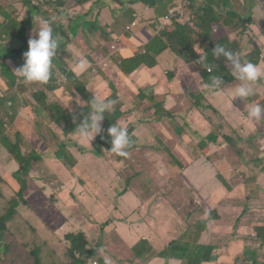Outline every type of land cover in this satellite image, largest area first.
<instances>
[{
	"label": "trees",
	"instance_id": "obj_1",
	"mask_svg": "<svg viewBox=\"0 0 264 264\" xmlns=\"http://www.w3.org/2000/svg\"><path fill=\"white\" fill-rule=\"evenodd\" d=\"M49 1L52 4L48 3V6L37 7L33 5L31 0H26L25 5L28 7L30 14L26 17L25 21L21 24L14 21L6 26L3 25L2 21H0V31L2 32L3 37L6 36L7 39L8 37H11V43H13L11 47L12 51L6 54L5 58L15 55L19 57L23 55L22 52H26L28 50V41L30 39L29 32L30 29L38 26V18L52 19L54 34L59 37L60 46L57 50V56L53 58L50 79L45 84L50 88L55 89L61 96L65 95V97H69L68 94L70 93L69 85L71 83V78L74 83L77 84L76 92L81 103H89L96 95V91L94 89L98 88V82L95 81L92 74H82L84 75V78H81V75H77V71L75 70H78V68L77 66H73L74 58L82 57V59L89 60L92 64L89 71H94L95 67L99 69L98 71H105L108 69V60L119 54L121 58L120 64L122 66V70L127 74H132L133 72L143 73L144 80L148 84L147 86L159 84L166 89L167 93L170 92L174 95H178L179 91L183 95L186 93L182 100L183 107H181L178 114L173 111L166 110H164V113L166 116L170 117L172 122L177 123L181 120V123L183 122L184 125L192 129L195 126L200 125L197 124V121L201 117H205L206 121L204 122V126H213L215 131L214 149H216L217 145L222 146L224 144L222 142H217L216 129L213 121L214 117L219 115V111L224 110L229 116H232L234 120L241 122V117L239 116L241 112L234 110L231 106L232 103L240 102L241 98H234V92L232 91L216 95L212 90L204 86L211 83L212 78L217 76L223 78L224 88L226 90L237 86L239 82L232 76L231 68L225 64L227 59L224 57L216 59L213 54L207 52L206 49V61L204 63H196V61L201 57V52L198 50L194 42L197 36H201V32L193 26L192 21H189L187 26H178L174 39L176 44H170L162 39V37L155 36L139 51H127L123 49L112 56V40L107 41L110 33L104 27L102 28V26H100L97 29L91 30L90 36L97 35L99 38L104 39L102 46L105 55H101L102 49L95 52V55H93L90 45H95L98 42L85 41L81 42V45L85 50L84 52L79 50L78 52L72 54L71 51L67 56L66 52L69 47L72 46L73 38L68 36L65 31L71 32L72 29L66 28L62 25L59 16L54 13V10L57 9V7L53 5V3H56V5L67 4V0ZM90 3L97 4V0H90ZM189 3V9L191 11L192 8L196 9V11H194V15L205 21L206 28L203 32V36L206 38L208 44L212 43V37L208 31H214L215 33L218 32L216 27L213 26L215 19H209V14L205 9L199 11L202 4H199L198 0H189ZM107 8H110V4L107 5ZM92 9L85 12L78 18L77 22L83 23H79L76 26V35L85 24L87 18L95 16L96 25L101 24V8L98 6V8H96L95 15H90ZM213 10L216 12V9ZM15 11L16 9H12L10 12L6 13L0 10V13H5L4 17L10 19V14ZM112 16L113 19H111V21L114 24L123 25L130 23L127 22L129 16L125 14L122 9L113 10ZM217 22L223 27L227 24L226 20H223L222 23L218 20ZM146 23L147 21L137 23L136 27L146 26ZM134 28L135 27L128 31H133ZM260 28H264V26ZM246 29L248 28H241L238 30V34L241 36H238L235 32H233V30L229 36L224 34L223 37L227 42L221 41L218 44L224 46L226 49L239 56L242 62H247V59L244 58L246 57L254 64L256 63V58L264 54V50H260L263 44L260 42L262 40H253V43L250 42L248 44L252 43V46H257L256 49L254 50L250 47L252 48V51L243 56L242 52H247L250 49L243 46V36L248 32ZM130 39L132 40V43L129 42V44H137L140 40L138 32L131 34L128 37V40ZM169 40L171 41V39ZM73 47H75V45ZM19 49L21 50L19 51ZM168 49H171L175 54L174 63H176V67L166 73L164 70L157 69L159 67L157 57ZM15 50L17 51L15 52ZM97 54L99 55L97 56ZM57 62H60V65L58 68H55V64ZM227 63L230 65L229 61H227ZM145 67L153 69V71L146 72L144 70ZM208 67H211L210 72H208ZM8 73L11 77L10 84L14 87L17 83L16 78L10 70H8ZM179 74L190 75L191 79L196 81L199 86L193 90L186 85V92L183 88H181V84L177 78ZM165 77H168V79L163 81ZM163 84H166V86ZM112 87L113 86L111 85V88ZM251 87L254 91L253 86ZM97 91L101 93V97L103 98L108 95L107 89H100ZM146 91L147 90L144 92L145 96H147ZM15 95L16 93H14L11 97H14ZM150 96L151 95H149L148 98ZM161 97L164 98V96ZM108 99L112 100L110 97ZM141 99H143V96H137L134 99V103L137 106H140ZM13 102L17 103L18 99L12 98L7 103L10 104ZM22 107L23 109L20 110V112H13L9 109L10 114L14 117V124L18 125L19 122L21 124V126H18L19 132L15 138L12 139L8 134L3 133L6 123L3 125L0 124V145H3L8 150L6 152L5 159L3 156L0 157V264L101 263L104 258V251L100 252L99 250H104L106 247L101 245V242L104 240V236H110L109 239L105 240L107 244L110 245L105 248V253L108 252L107 250L113 251L119 244V236L116 235H119L120 233V225L128 219L133 211L141 215L139 209H151V206L148 204L150 199L157 200L161 196L169 199L173 196L172 189L179 182V179L174 181L176 178L174 176V170L166 173L165 171L162 172L156 170L152 165L160 161L174 168H176L178 164H180L182 168H185V166L190 164L189 159L192 160V157L194 158L193 152L188 147L178 146H176V148L164 146L162 147V154L149 156L147 154L148 149L154 147L155 145L149 144L145 140V134L139 131L138 122L134 121V117L130 122L131 137L129 138L131 140V147L129 150L132 151V156L134 158V160H131L130 162H137V165H128L127 167V162L123 161V159H118L117 155H113L117 158V161L112 160L108 162L106 159L101 160L97 157H101L103 155L102 151L95 154L97 157L93 154H88L86 145L79 142L78 139H71L73 142L68 147L65 146L56 152L54 146L44 148V144H40L39 142H35V144L32 143V122L28 120L25 106ZM88 111H91L88 104L85 106V109L80 108L79 113L71 112L70 110L62 107L60 115L67 120L61 126L65 133L68 135L73 134L76 131L77 125L84 119V117H80V114L85 113L86 115ZM131 111H133V109L124 113L120 111V109H117L111 115L109 113H105L104 120H106V123L104 124L105 129H103L104 134L97 138L95 145H99L103 149L110 150L111 138L108 135L107 128H110L115 121L116 124L120 125L125 115H129ZM6 112L7 111L3 108L0 115L6 117ZM210 114L211 117H207ZM249 122L250 119L248 118L247 111L245 120L241 127H246ZM194 134L198 135L199 132L195 131ZM50 135L55 139V142H57L58 138L61 136L57 130L55 133L47 131L46 134H42L44 141L49 140ZM236 137L241 139L238 135H236ZM14 140L16 142H14ZM224 140H227L229 145L233 144V137H225ZM26 145L31 148L30 151L27 150ZM199 146L203 149L207 148V146L203 144H200ZM66 148H70L71 151L69 152L65 150ZM173 149H175V152L171 153ZM28 155L31 157L29 158ZM46 158H49L52 162H54V159L57 158L65 163L71 170H74L73 176L75 177V181H78L82 186L88 189H92L90 190L89 195L96 199L97 204L101 207L103 213L106 214L107 219H96L92 210L85 206L83 200L80 195L77 194L74 187L65 183L60 184L59 180L61 179L57 173L46 172V169H49L50 167V163L47 162ZM262 161L259 160L257 163H252L248 167L252 176L264 167V163H262ZM87 163H90L91 165L101 164L102 169L99 170L98 174H93L87 169ZM10 166H12V168H10ZM131 168L132 173L127 178L128 183L131 184V188L138 190L136 185L141 186L144 181H153V183H155L153 185V190L155 191L153 196L145 193L149 186L141 192V195H139L132 193L127 189V187L95 184L96 179L100 177L103 171L110 174L116 171L122 172ZM18 173H22L19 175L20 181H22V178L25 182H29L31 179V183L33 182L41 187V189L46 193L45 202L38 203L37 200H31L33 193H29L28 189L23 191L24 198L21 196V193L16 194V190L10 186L9 181L13 175L16 176ZM163 179L164 181H160ZM166 184L167 188L165 187ZM27 185L30 186V184ZM162 190H164V192H162ZM67 200H70V202H67ZM56 203H65L67 208H60V210H57ZM183 208L185 211L186 206ZM48 211H50V215L52 216V223L50 227L55 229L60 228L49 235L44 231V228L41 229L34 224V219L31 220L26 216V213L28 212L32 214L36 213L42 220L44 217L43 215H45ZM66 220L67 223H64ZM93 224H95V228L93 227ZM201 225L202 218L191 224L184 235L175 238L166 246L157 245L150 239L146 241L139 239L140 241H134L131 248L123 251V256L126 257L128 261H131L133 258H147L144 257V254H146L147 250L152 249L158 254L147 259H161L164 260L165 264H171L175 261L167 260H172L176 257V261L180 262V264H197L200 262L198 259L201 255V244L198 243L197 239V234L200 232ZM172 227L173 225L170 223L167 229L171 230ZM107 228H115L118 231H106ZM97 229L103 231L98 232ZM161 230L162 229H154V232H159ZM257 230L259 232H264V229ZM58 231H61V234L60 237L55 240L53 237L58 236ZM184 239L190 240L193 244L185 247L183 245ZM55 241H57L56 245ZM95 245L97 247H95ZM9 246L12 248L7 250ZM16 248L19 250L20 258L16 254ZM174 250L176 252H173ZM130 251H137L139 255H134ZM162 251L164 252L160 253ZM240 253L241 252L235 250L225 255L217 256L215 257L216 264H238L237 261L241 257H239ZM246 264H252L250 258L247 259Z\"/></svg>",
	"mask_w": 264,
	"mask_h": 264
},
{
	"label": "rangeland",
	"instance_id": "obj_2",
	"mask_svg": "<svg viewBox=\"0 0 264 264\" xmlns=\"http://www.w3.org/2000/svg\"><path fill=\"white\" fill-rule=\"evenodd\" d=\"M68 1L69 0H67V3ZM101 1L102 0H97V8L98 6L99 8H101L103 15L101 18V24L96 25L95 16L87 18L85 24L79 30V34H83L84 31L85 34L90 36L91 30L97 29L102 26L103 22L109 21L110 13L102 6ZM164 1L168 5V9H184L185 12L189 15V18H186L183 21H176V24L175 22H166V16L164 18H161V16L163 15L164 7L159 11L157 8H154L153 18L149 23H147L146 28H138L134 29L133 31L126 32L125 30L128 27L127 24H114L111 28L112 32H109V39L107 41H111L115 38V35H117L123 40V46L121 50L124 49L127 51L141 50L142 47L145 44H148V41H150L155 36L162 37V39L170 44H176V41L174 39L175 32L178 30V26H183L187 22L192 21L193 26H195L199 30V32H201V36H197L194 43L196 47H198V50L201 52V56H205V49L207 48L208 44L206 38L203 36V32L206 28L205 21L194 15V11H196L195 8H192V14L194 17L191 15V12L188 8L189 0ZM31 2L35 6H39L41 4L43 6H48L47 2H43V0H31ZM53 4L56 5V3ZM149 4L151 8L155 5L154 2H151ZM246 4L249 5L250 13L254 14L257 12V0H246ZM93 7V3L81 5L77 3L76 0H72L70 1L69 5L65 6V8L69 10V18H66L65 12L59 15V18L64 25L69 26L70 22L74 20L78 15L90 11V9H92ZM207 8L209 9V19L216 18L220 23H222L226 16H230L231 18L234 17V14L230 10V3L228 1L223 2V8L221 7L222 10L219 12L210 11L209 6ZM12 9H16V11L10 14V19L4 17L5 13H0V21H2L4 26L9 25L14 21L21 24L30 14V11L25 3L21 5L18 4L16 0H0V10L7 13ZM204 9L205 7L201 5L199 11ZM57 12L58 10L55 9V15H57ZM95 12L96 9L91 10L90 15H95ZM243 13H245V11ZM79 23L83 22H78V24ZM130 23L132 26H135L136 21L131 20ZM72 24L76 26L77 22L73 21ZM117 25L120 26L116 27L117 30H115L114 27ZM262 26H264V23H262ZM246 31L250 33L248 34V38L243 44L244 47L250 48L251 46L248 43L252 42L253 40H262L264 43V28H257L254 30L246 29ZM65 32L68 36L74 38L75 31ZM137 32L140 39L139 42L135 45L129 44L131 39L128 40V37L131 34H135ZM208 32L210 34L212 33V31ZM0 34V113L3 108L5 111H7L6 117L0 115V124L3 125L6 123L3 129V133L8 134L12 139L17 136V133L19 132L18 126H21V124L20 122L18 123V125L14 124V117L10 114L9 109H11L13 112H20V110L23 109V103L29 102L32 104L31 116L32 114H37L39 119L38 127L34 132L36 134L38 142L40 144H44V148L48 146H54L56 152L61 150L65 146L68 147L73 142V140H71L70 138H66L63 141H57V143H49L45 142L42 137V134H45V130L51 133H55L56 130L64 132V129L52 120L53 112L51 110L45 111V113L42 115H38L37 113L38 111H40V109L44 108H41V105L37 100L36 96L39 94H44L47 97V107L61 106L59 96L53 93L55 89H52L49 86H43V84L41 83L25 84L19 77H17L14 71L24 63L23 55L19 57L15 55L5 58V55L12 51L11 47L13 43H11V37H8V39H4L1 31ZM29 37L32 38L33 36L30 35ZM169 39H171V41ZM90 41L98 42L95 45H90V49L91 51H93V55H95V52L101 49V55L104 54L102 46V42H104L103 38H99V36L95 35L90 37ZM76 47H80L81 51L83 52L85 51L83 46L81 45L80 40L76 39L75 47H69L68 51L66 52L67 56L71 51L72 54H74V50L76 49ZM20 50L21 49H19V51ZM260 50H264V44L261 46ZM16 51L17 50H15V52ZM118 51V49L116 51H113L111 53V56ZM251 51L252 48L243 53H250ZM24 53L25 52H22V54ZM98 55L99 54H97V56ZM244 58L247 59V62H250L249 58ZM174 60L175 54L173 53V51L171 49L166 50L164 53L157 57V62L159 64V67L157 69L164 70L166 73L170 72L176 67V63H174ZM255 61L256 63L254 64H261L262 62H264V59L259 56ZM76 62H79V59H77ZM87 62L88 64L84 68V70L81 71L78 69L75 71H77V75H81V78H84V75L82 74H92L95 81L98 82V88L94 89L95 91L100 89L108 90V95H106V97L104 98L108 99L110 97L112 98V100L116 101L112 110L109 112L110 115L113 114L117 109H120V111L124 113L128 112L134 104V99L137 96L142 97L145 90L149 87L144 80L143 73L133 72L132 74H127L122 70V66L120 64L121 58L119 54L108 60V69H106L105 71H98L97 67H95L94 71H89L92 64L89 60H87ZM225 64L230 67L227 61H225ZM59 65L60 62H57L55 64V68H58ZM7 69L10 70L16 78L17 83L14 87H12L10 84L11 77ZM144 70L146 72L153 71V69H149L147 67H145ZM208 72H210V69H208ZM262 72H264V70ZM177 78L181 84V88H183L185 91L187 90L186 85L193 90H195L199 86L196 81L191 79L190 75L179 74ZM167 79L168 77H165L163 81ZM70 82L71 83L69 86L70 91L72 92L73 100L70 104V108H64L70 110L71 112L79 113V109H85V106L88 103L80 102V98L76 97L77 84L74 83L72 78ZM111 85L113 86L112 88ZM163 85L166 86V84ZM251 86H253L254 88L252 95L247 97L246 100L241 98L240 102L231 104L233 105L232 108L234 110L241 112V114H239V116L241 117V122H237L236 120H234L233 117L229 116L228 113L224 110H220L219 115H216L214 117L213 121L216 129L217 142L224 143L222 146L217 145L216 149H214V128L213 126H204V122L206 121L205 117L200 118L197 121V124L200 125L195 126L192 129L184 125L183 122L181 123V120H179L177 123L172 122L170 117L165 115L164 110L173 111L174 113L178 114L181 107H183L182 100L186 93L183 95L180 91L178 92V95L168 93L164 98H162L161 95L156 94L155 92L147 94L144 105L137 106L135 108L133 116H131L132 113H130L129 115H125L120 124L126 127L129 137H131L130 122L134 117V121L138 122V126L141 127L142 132H144L145 134V140L149 144H153L159 147L168 146L170 148H176V146L188 147L193 152L194 158L192 157V160L189 159L190 162H193L185 166V168L183 169H178L182 168L181 165L178 164V168L174 169V176L176 177L174 181H176V179H179V182L172 189L173 196H171L169 199L161 196L157 200L150 199L148 201V204L151 206L153 213L157 214L158 212H160L166 215H176L183 221L186 219V214L184 212L183 206L188 205L189 199L194 197L195 200L200 203L199 215L202 217L201 229L197 234L198 243H201L202 241H205L207 243H219L225 241L224 246H231L232 243H237L240 240V235L236 233V231L239 229V232L241 233V240H243L242 242L245 246L244 250L246 251V255H252L259 252L262 253L264 249L263 245H258L259 243L257 238L251 236V233H253L254 229L257 227V225L253 222L254 219H257L259 226L261 225V228L264 227V167H262L253 176L248 170V167L252 163H257L259 160L262 161V159V163H264V117H262L260 120L251 119L246 127H241L245 120L247 111H249L252 106L256 104L264 105V76H262L255 83L251 84ZM14 93H16V95L14 97H11ZM149 95L151 96L148 98ZM12 98H17L18 102H13V105L11 106L7 102H9ZM246 105H248V109H246ZM84 116L85 113L80 114V117ZM207 117H211V114ZM105 123L106 120L103 121V129H105ZM114 125H116V121L114 122ZM195 131H198L199 134L195 135ZM101 134H104V131ZM100 135L95 137L93 141L88 142H83L78 137L77 139L79 142L86 145L88 154L95 155L97 152L102 151V157L97 158L104 160L106 159V161L108 162L112 160L117 161V158L113 156L115 155L114 153L103 149L99 145H95V141ZM236 135L240 136L241 139H239V137H236ZM225 137H233V144L229 145V142L227 140H224ZM14 142L16 141L14 140ZM208 142L210 147L208 146ZM200 144L206 145L207 148H201L199 146ZM0 149V157L2 156L1 153H5L8 151L7 148L3 145H0ZM65 150L69 152L71 151L70 148H66ZM127 151L130 153L128 157L125 158L117 156L118 159H123V161L127 162V167L128 165H137V162H130L131 160H134L132 151L128 149ZM28 157L30 158L31 156L28 155ZM46 160L50 163V167L49 169H46V172L57 173L59 175V178L61 179L59 180L60 184L65 183L70 186V182L72 181L75 185L77 194L80 195L85 206L92 210L95 218L107 219L106 214L103 213L101 207L97 204L96 199L93 196L89 195V192L92 189L89 190L81 187L80 183L78 181H75V177L73 176L74 170H71L65 163L57 158L54 159V162H52L49 158H46ZM87 169L93 174H98L99 170L102 169V165H91L90 163H87ZM172 169V166H168L165 172L169 173L170 171H172ZM131 173L132 168L124 170L122 172L116 171L111 173L109 178L111 185L118 186V181L121 179H125L127 175L130 176ZM106 176L107 173L103 171L99 177L103 183L105 182ZM151 184H153V181H144L143 185L141 186L146 189ZM136 187L139 188L140 185H136ZM27 189L29 193H33L31 200H37L38 203L46 201V193L41 189L40 186L36 185L33 182L30 183V186L25 183L22 184L21 196L23 198V191ZM149 192L152 193L153 191L149 190ZM67 202H70V200H67ZM26 216L31 220L34 219V224L41 229L45 227V225L42 223V220L36 213L32 214L28 212L26 213ZM208 220L213 221L211 222L209 231ZM64 223H67V220L64 221ZM171 223L174 226H179L181 224L180 220L178 219H173ZM219 225H221V227H219ZM93 227L95 228V224H93ZM97 231L102 232L103 230L97 229ZM106 231L116 232L118 230H116L115 228H107ZM245 231L248 232V236L244 234ZM126 232V238L129 243H133L132 241H140L139 239H143L144 241H146L148 239L156 238V236L143 235V233L149 232L148 230L136 231L133 229H127ZM159 232L170 233L171 230L164 228ZM57 234L58 236L53 237L55 240L60 237L61 231H58ZM230 236H232V239L228 240ZM109 238L110 236H104V240L101 242V245L108 246L109 244H107L105 240ZM56 242L57 241H55V245ZM161 243L163 245H167L162 241ZM191 244H193V242H191L190 240H183V245L185 247L190 246ZM256 244L258 245L257 248H255ZM122 246L123 244L119 245V247ZM239 246L241 249V242ZM11 248L12 247L9 246L7 250ZM126 248L127 245L123 247V249ZM206 250L207 247L204 250V254ZM220 251V247L215 246V253L219 254ZM153 254V251L149 250L145 255L151 257L153 256ZM18 257L20 258V255H18ZM103 257V261L98 264H105L106 260L110 261V264L125 263L119 253L107 252L103 254ZM260 262L261 264H263L264 259H260ZM239 263H241V259ZM252 263L255 264L254 259H252Z\"/></svg>",
	"mask_w": 264,
	"mask_h": 264
},
{
	"label": "crops",
	"instance_id": "obj_3",
	"mask_svg": "<svg viewBox=\"0 0 264 264\" xmlns=\"http://www.w3.org/2000/svg\"><path fill=\"white\" fill-rule=\"evenodd\" d=\"M113 1L114 0H102L101 1L102 6L106 10H108V12L110 13L109 21L108 22H103L102 23V28L104 27L109 32H112L111 28L114 25V23H112V21H111V19H113L112 11L113 10H121V7L118 6ZM198 1H199V4H202L205 7V10H206V12L208 14H209V9L207 8L208 6L210 7V11L215 12L213 9H216V11L219 12L223 8V2L224 1H228L230 3V10L234 14L233 18H231L230 16H226V18L224 19V20H226V23H227L225 25V27H223L221 24L218 25L217 19L214 18L215 19V23H213V26L216 27V30H218V32L215 33L214 31H212V33L210 34L211 37H212V43L207 44V48H206V51L211 53V54H212V51H213L214 46L216 44H218L221 41L227 42L226 39L223 37L224 34L229 36L231 31L233 30V32H235L238 36H241L240 34H238V30L239 29L248 28V29H253L254 30V29L262 27V23H264V0H257V12L254 13V14L250 13L249 5L246 4V0H212V1L198 0ZM125 2L127 3V5L125 7H123L122 11L125 12V14H127L129 16V18L127 19V22H130L131 20H133V21L140 20V21H143V22L147 21V23H149L152 20V18H153V9L154 8H157L158 11H159V10H161L164 7L163 15L161 16V18H164L167 15L168 5L165 3L164 0H144V2L147 3V5L142 4L141 0H125ZM151 2L155 3V5L152 8L150 7V4H149ZM108 4H110V8L111 9L107 8ZM245 6H246V9H245ZM96 8H97V4L94 5L92 10H95ZM244 11H245V13H243ZM84 13H82L81 16ZM232 22H233V24H232ZM77 25H78V22H77L76 26ZM127 25L129 27V26H131V23H129ZM76 26H74V27L76 28ZM141 27H145V26H141ZM141 27H135L134 29H138V28L140 29ZM114 28H115V30H117L116 27H114ZM249 33L250 32H247L246 34H244V36H243V44L245 43V40L248 38L247 36H248ZM91 36H95V35H91ZM115 38L122 39L121 37H118L117 35H115ZM76 39H79L80 42L90 41V38L88 37L87 34H85L84 31H83V34H79L78 33L76 35L75 40ZM130 42H132V41L130 40ZM260 42H261V44H264L263 41H260ZM252 43L250 44V46L255 50L257 46L256 47L252 46ZM244 54H246V53L242 52V55H244ZM208 69H211V68L208 67ZM181 72H182V70H181ZM146 90H147L146 94H149L151 92H155L156 94H159V95L164 96V97L168 94L166 89H164V87L159 85V84L151 85ZM96 92L99 93L100 96H101L100 92H98V91H96ZM146 97L147 96L143 95V99H141V105L140 106L144 105V101H145ZM65 98H66V100L70 99L68 96L64 97V99ZM231 106H233V105H231ZM136 107H137V105L134 103L133 106L130 108V110L133 109V111L130 112V113H132L131 116L134 115V111H135ZM31 140H32L33 144H35V142L38 141L35 133H34L33 137L31 138ZM162 151H163L162 147L154 146V147H151V148L148 149L147 154L149 156H153L155 154H162ZM174 152H175V149H173L171 151V153H174ZM2 156L5 159L6 158V152L2 153ZM191 162H193V161H191ZM152 166L156 170L164 172L166 170V168L168 166H170V165L158 161V162L154 163ZM10 168H12V166H10ZM176 168H178V166ZM174 169L175 168L173 167L172 170H174ZM178 169H183V168H178ZM110 175H111V173L107 174L104 183L98 177L96 179V181H95V184H97V185H101V184L111 185L110 179H109ZM128 176L129 175H127L125 177V179H123V180L122 179L119 180L118 181V186L125 187V188L127 187V189L129 191H131L132 193L141 195V192L144 190L143 186H140L138 188V190L137 189L136 190L132 189L131 188V184H129L128 180H127ZM31 181L32 180L30 179L29 182H27L26 184H30ZM157 181H159V180H157ZM160 181H164V179L160 180ZM70 183H72V185H73L72 186L70 184V186L75 188V185L73 184V182L71 181ZM9 184H10V186H12L16 190V194L21 192V187L22 186L15 180V176L14 175L10 179ZM154 184L155 183H153V184H151L149 186L148 190L145 192L146 194H150L151 196L154 195V193H155V191L153 190V185ZM166 186H167V184H166ZM81 187H84V186L81 185ZM84 188H86V187H84ZM86 189H88V188H86ZM149 190H152L153 192L150 193ZM162 192H164V190H162ZM199 205H200V203L197 200H195L194 197L189 199V204L188 205H184V206H186V210L184 211L185 214H186V219L183 220V221H182L181 218H179L176 215H169V214L166 215V214H162L160 212H158L157 214H154L152 209H149V208H147V209H139L140 212H141V215H139L135 211H133L131 213V215L128 217V219H126L125 222L120 225V229H119L120 233H119V235H116V236H119V244L115 247V249L113 251H110V250H107V251L110 252V253H119L121 258H123V260L125 261V263H122V264H165L164 260H161V259H147V258H152V257H154L155 255L158 254L152 249H149V250L153 251V253H154L153 256L148 257V256H146L144 254V257H147V258H133L131 261H128L126 259V257L123 256V251L124 250H128L129 248H131L133 243H134V241H132L133 243H129V241L126 238V235H127L126 230L127 229H133V230H136V231H138V230H148L149 232H145V233H143V235H145V236H149V235L150 236H156V238H153V239H150V240L153 241L157 245L166 246V245H163L161 243V241L164 242V244L168 245L175 238L184 235L186 233L188 227L191 224L197 222L199 219L202 218L199 215V213H200ZM56 206H57V210H60V208H67V205L65 203H56ZM47 213H49V211ZM122 218H123V216H122ZM173 219L180 220L181 224L179 226H174L173 225L170 233L154 232V229L159 230V229H164V228L169 227V225H170V223H171V221ZM211 222H213V221L212 220H208V225H209L208 226V231L210 230ZM253 222L257 225V227L254 229L253 233H251V236L257 238L258 243H259L258 245H263L264 246V232H259L257 230V229H264V227L261 228L260 227L261 225L259 226V223H258L257 219L256 220L254 219ZM42 223L45 225L44 231L47 232L48 235L53 233V232H55L56 230H58V229H55L53 227H50V225L52 223V216L51 215H48V219L46 220V223H44V222H42ZM219 227H221V225H219ZM173 230H174V232H173ZM236 233H238L240 235V240L237 243H232L231 246H224L225 241L224 242H219V243H213V242L207 243L205 241H202L201 243H199V244H201V248H200L201 255H200L199 259H198V261H200V262L197 263V264H216L215 257L221 256V255H225V254L233 252L235 250L241 252L239 254V257L241 255V257H240L241 263H239L240 259H238V261H237L238 264H243V263L246 264L248 258L251 259V263H252V259H254L255 264H261L260 259H264V249H263L262 253L259 252V253H254L252 255H246V251L244 250L245 246H244V244L242 242L243 240H241V233L239 232V229L236 231ZM244 234L247 235V236L249 235L247 231H245ZM231 239H232V236H230L228 240H231ZM240 242H241V249H240V246H239ZM120 244H123V246L119 247ZM125 245H127V248L123 249V247ZM258 245L256 244L255 248H257ZM215 246H219L220 247L221 251H220L219 254L215 253ZM95 247H97V246L95 245ZM206 247H207V250H206V252L204 254V250L206 249ZM105 248L103 250L104 253H105V250H106ZM149 250H147V251H149ZM130 252H132V254H134V255H139L137 251H130ZM163 252L164 251H162L160 253H163ZM173 252H176V251L174 250ZM16 254H17V256L20 255L18 248H16ZM176 260H177V258L174 257L172 260L169 259L167 261H175V262H173L171 264H180V262H177Z\"/></svg>",
	"mask_w": 264,
	"mask_h": 264
},
{
	"label": "clouds",
	"instance_id": "obj_4",
	"mask_svg": "<svg viewBox=\"0 0 264 264\" xmlns=\"http://www.w3.org/2000/svg\"><path fill=\"white\" fill-rule=\"evenodd\" d=\"M44 1L47 2V4L51 3L49 0H43V2ZM70 1L72 0H69L67 4H58V5L53 4L54 6L57 7L58 16L65 12L66 18H69V10L66 9L65 6L69 5ZM16 2L21 5L25 3V1L22 0H16ZM76 2L81 5H86L90 3V0H78V1L76 0ZM113 2L118 4L121 7V9H123V7L127 5L125 0H114ZM141 3L147 5V3L144 2V0H141ZM39 6H43V5L41 4ZM190 12L191 15L193 16L191 10ZM80 16L81 14L78 15L74 20H72L69 26L64 25L61 19L60 22L66 28H70L72 29V31H75V27L72 24V22L77 21ZM165 21L168 22L167 19H165ZM141 22L143 21L136 20V23H141ZM187 25L188 22L183 26H187ZM126 31L128 30L126 29ZM30 35H32L33 37L29 39L28 50L23 54L24 63L19 68L15 69L14 73L25 84L41 83L43 84V86H48L45 83H47L50 79L52 72L53 58L57 56V50L60 46L59 37L54 34L52 19L40 18L38 22V26L30 29L29 36ZM88 37L90 38L91 36ZM75 38H76V34L74 35L72 46L75 45ZM4 39H7L6 36L4 37ZM114 41L115 38L112 39L111 45L113 44ZM119 43L120 46H122L123 40L120 39ZM79 50L81 51L80 47H76L74 53L78 52ZM212 54L216 59L224 57L227 59V61L230 62L231 74L233 77H235V79L239 83L237 86L226 90L224 88L223 78L217 76L212 78L211 83L206 84L204 86L212 90L216 95H220L223 92L232 91L234 92V98H242L244 100H246L247 97L252 95L253 89L250 85L255 83L262 76H264V72H262L264 70V62H262L261 64L242 62L239 56H237L232 51L226 49L224 46L219 44H217L216 47L213 49ZM246 54H244L243 56H245ZM260 57L264 59V54H262ZM77 59H79V62H76ZM205 61H206V57L201 56L199 60L196 61V63H204ZM87 64H88L87 60L82 59V57L74 58L73 60V66L74 67L77 66V68L81 71L84 70ZM97 70L99 69L97 68ZM53 93L59 96L60 98L59 101L61 106L47 107V101H48L47 97L44 94H39L36 96L37 100L40 103L41 108L43 107L44 108L40 109V111H38L37 113L38 115H42L45 113V111L51 110L53 112L52 120L61 127L62 124L67 120L62 115H60V111L62 109V106L70 108V104L73 100L72 92L70 91V93L68 94L70 98L69 100H66V98L64 99L65 95L61 96L56 90ZM76 97L78 98L77 93H76ZM115 103H116L115 100L105 99L101 97L99 93L96 92V95L94 96L93 100L88 103V107L91 109V111H88L87 114L84 116L82 122L77 125L76 131L73 134L68 135L65 133V131L62 132L57 130L61 134V136L58 138V141H63L66 138L76 140L77 137L83 142L93 141L95 137H97L103 132L102 124L105 119L104 114L109 113L112 110ZM0 104H1V98H0ZM9 105L12 106L13 103H10ZM22 106H25L28 120L32 122L33 135H34L35 129L38 127V120H39L38 116L37 114L36 115L32 114L31 116V110H32L31 103L25 102L23 103ZM246 109H248V105H246ZM262 117H264V105L256 104L252 106L251 109L248 111V118L250 120L251 119L260 120ZM138 129L141 133L144 134L140 126H138ZM107 132L111 138V149L107 151H111L112 153L120 157H125V158L128 157L130 153L127 151V149L129 150V148L131 147V140L129 138V134L126 127L119 124L116 125L113 124L110 128L107 129ZM46 133L47 131L45 130V134ZM50 137L52 139L49 138V140H46L45 142L57 143L55 142V139L51 135ZM26 148L28 151L31 150V148H29L27 145ZM20 174L22 173H18L15 176V180L22 186L23 183L26 184L27 182H25L23 178L22 181H20L19 178ZM48 215H50V211L49 213H46L44 215V217L42 218V222L46 223V220L48 219ZM99 251L103 252V249H100ZM105 264H110V261L106 260Z\"/></svg>",
	"mask_w": 264,
	"mask_h": 264
},
{
	"label": "built area",
	"instance_id": "obj_5",
	"mask_svg": "<svg viewBox=\"0 0 264 264\" xmlns=\"http://www.w3.org/2000/svg\"><path fill=\"white\" fill-rule=\"evenodd\" d=\"M189 5H190V3H189ZM186 18H189V15L185 12L184 9L170 8L167 15H166V19L171 23L176 22V21H183ZM136 24H135V26L131 25V27H128L127 30H130L132 27H136ZM119 42H120V39L115 38V41L113 42L112 47H111L112 52L116 51L117 49L119 51L121 50Z\"/></svg>",
	"mask_w": 264,
	"mask_h": 264
}]
</instances>
